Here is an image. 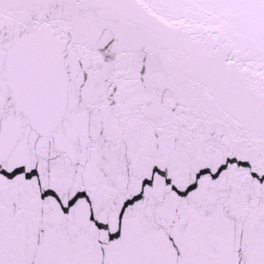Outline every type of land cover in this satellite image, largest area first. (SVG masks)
Wrapping results in <instances>:
<instances>
[{"label":"snow or ice","instance_id":"obj_1","mask_svg":"<svg viewBox=\"0 0 264 264\" xmlns=\"http://www.w3.org/2000/svg\"><path fill=\"white\" fill-rule=\"evenodd\" d=\"M0 264H264V0H0Z\"/></svg>","mask_w":264,"mask_h":264}]
</instances>
